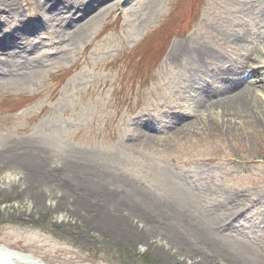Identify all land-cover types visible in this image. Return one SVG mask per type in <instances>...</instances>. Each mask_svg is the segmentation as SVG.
Listing matches in <instances>:
<instances>
[{"label": "rangeland", "instance_id": "rangeland-1", "mask_svg": "<svg viewBox=\"0 0 264 264\" xmlns=\"http://www.w3.org/2000/svg\"><path fill=\"white\" fill-rule=\"evenodd\" d=\"M52 1L0 0V154L43 155L69 186L142 210L152 245L28 211L17 191L0 195V245L41 264H184L157 244L172 237L208 264H264V126L205 93L248 68L239 90L264 110V0H67L47 19Z\"/></svg>", "mask_w": 264, "mask_h": 264}, {"label": "bare ground", "instance_id": "bare-ground-1", "mask_svg": "<svg viewBox=\"0 0 264 264\" xmlns=\"http://www.w3.org/2000/svg\"><path fill=\"white\" fill-rule=\"evenodd\" d=\"M101 1L103 0H97L96 2ZM54 2L55 1H52L51 4L45 3V9L42 6V9H47L45 12L47 14V19L50 18L47 13L49 9L54 8L60 11L68 7L67 0H61L62 3L56 5ZM96 2L94 3L96 4ZM186 51V45L176 44L170 52V58L176 60L183 56ZM209 54L210 53L207 51H200L202 58H208ZM235 72L238 77L237 79H232L234 82L228 84L229 88H227L226 92H221L225 88L216 90L213 89L214 86H210L208 90L205 91V93L209 91L213 92V94L220 93L218 97L222 101L211 109L214 110L223 107L220 110L225 117L243 119L244 122H251L255 127L264 126V110L252 97H248L249 93L247 91L244 89L239 90V82L245 79L246 75L249 73V69L241 67L236 69ZM262 75L260 74L253 84H262L263 87L264 78L262 77H264V74ZM228 89L234 90V95L223 96V98L222 95L226 94ZM224 106L226 107L224 108ZM211 109H209L208 112ZM212 124L218 129L219 125L217 124L220 123L214 118ZM194 125H196V122L191 121L182 125L180 128L188 129L189 127H194ZM42 156L43 155L25 151L10 155L0 154V195L7 191H17L20 200L24 201L28 211H32L33 209L37 210V208H39V211L51 212L55 215H64V218L80 219L92 229L91 232L93 231L96 237L98 234L110 233L131 240L135 244L152 245L149 237L153 234L152 231L154 229L152 224L154 221L150 220L147 222V215L142 210H137L127 202L113 204L111 203L112 201L109 202L108 198L103 196L101 190H80L78 189L79 187L69 186L70 181L63 180L64 177L61 174L65 172V170L63 171L57 167H53L48 161H45L46 159ZM57 169L60 173L55 171ZM46 173V176L49 177L51 175V178H46V176H44ZM5 175H9L13 178L6 176L7 178L4 180ZM52 179L55 183H53ZM100 196H103L104 199L100 198ZM158 215L162 217L172 216V213L164 209L161 210ZM165 241L166 243L157 244L163 247L175 248L176 255L182 258L181 260L179 259L181 263L208 264L206 261L197 259L198 256L185 249L184 245L179 240L167 237ZM1 246L2 245H0V264H41L32 256L10 251L7 247ZM27 260L34 262L28 263L29 261Z\"/></svg>", "mask_w": 264, "mask_h": 264}]
</instances>
